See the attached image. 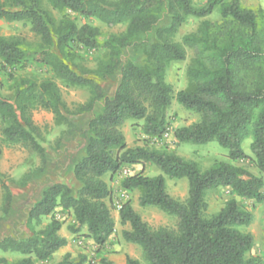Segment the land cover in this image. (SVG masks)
Here are the masks:
<instances>
[{
    "label": "trees",
    "instance_id": "16d2710c",
    "mask_svg": "<svg viewBox=\"0 0 264 264\" xmlns=\"http://www.w3.org/2000/svg\"><path fill=\"white\" fill-rule=\"evenodd\" d=\"M63 11L57 20L44 7L43 0H0V18L28 21L40 37L37 46H25L15 37L0 36V65L13 70L29 60L47 66L67 87H86L90 98L71 109L62 97L56 80L22 77L13 97L0 94V157L2 142L23 144L40 158V163L19 180L0 171L2 190L1 220H10L17 209L11 184L25 187L34 178L44 177L54 165L43 144V130L35 122L33 110L41 107L54 113L58 124H67L69 136L79 135L83 147L73 155L74 174L80 182L75 193L67 183H47L39 200L31 207L26 225L29 237L7 235L0 240L2 251L19 253L0 264H37L49 261L68 240L60 234L62 221L56 208L73 211L76 221L70 231L84 228L101 248L115 230V220L106 199L112 190L103 176L122 171L131 164H155L162 173L127 175L122 187L139 190V204L156 206L177 219L176 228H153L130 201L120 207L126 241L141 246L148 264H256L259 257L247 258L254 246V235L242 229L254 214L235 197L218 212L207 216L209 190L230 187L238 196L264 201V37L258 27L257 12L241 0H208L195 6L193 0H48ZM219 6L222 21L204 19L198 28L176 40L180 27L191 16L206 17ZM98 18L109 27L125 24L119 34L102 39L96 25H79L76 18ZM86 49L103 47L108 57L96 70H81L75 63L74 46ZM125 49H131L129 56ZM188 49L193 57L187 67L188 86L175 91L167 80L171 64L184 61ZM142 59V60H141ZM117 76L109 93L97 80ZM96 76V78H94ZM176 101L199 114V119L178 127V143L206 144L217 140L228 149L229 160L203 169L195 160L176 151L153 146H128L122 125L140 120L150 138H161L170 130L168 111ZM89 113L83 127L72 116ZM68 135L65 138L69 137ZM252 137L251 154L243 142ZM251 159L259 173L233 163ZM188 180L185 200L174 197L167 178ZM49 222L44 224V219ZM102 264L116 262L102 257ZM82 262V261H80ZM50 264H76L70 254ZM127 264H141L127 256Z\"/></svg>",
    "mask_w": 264,
    "mask_h": 264
},
{
    "label": "rangeland",
    "instance_id": "374dc122",
    "mask_svg": "<svg viewBox=\"0 0 264 264\" xmlns=\"http://www.w3.org/2000/svg\"><path fill=\"white\" fill-rule=\"evenodd\" d=\"M208 2V0H193L195 6H203ZM242 5L247 8H252L257 12L258 27L261 35L264 37V0H241ZM44 7L48 9L53 16L59 20L63 16V11L55 9L48 0H43ZM72 16L76 18L79 25L84 23H90L96 25L100 28L102 32V39L111 35L119 34L126 29L125 24H118L113 27H109L106 23L102 22L98 18H85L82 16H76L72 13ZM204 19H210L212 21H222V16L220 13L219 6L215 7L214 11L206 17H196L191 16L187 21L180 27L178 34L175 36L176 40H181L183 35L195 31L199 24ZM0 36L5 37H15L20 39L25 46H37L40 43V37L32 31L31 25L28 21H8L6 19L0 18ZM77 56L75 59L76 65L81 70L92 71L96 70L99 64L108 57V51L99 47L97 49H86L79 46H74ZM131 54V49H125L124 55L127 57ZM194 53L192 49H188L187 58L184 61L174 62L170 65L167 72V80L173 84L175 91L186 88L188 86V77L186 74L187 67L191 62ZM142 60V59H141ZM10 69H4L0 65V94L4 97L11 98L14 95L17 83L22 77H30L37 80H43L46 78H52L57 81L61 87L62 97L67 103V105L74 109L79 104L85 103L91 96V92L86 87H67L64 82L56 78L51 71V69L42 64L36 63L29 60L27 64L23 67H17L13 70V78L10 74ZM96 78V76H94ZM100 84L109 92L113 93L117 85V76H108L104 79H97ZM33 117L35 122L43 130V144L46 146L50 159L54 165L49 170V173L41 178H34L30 181L27 186L20 187L17 184H11L13 188L15 197L21 202L22 205L30 204V200H34L36 195L42 185V183H50L54 180L55 176H58V170H54L55 167H61L66 169V165L72 162V157L74 154L78 153L83 147L82 138L77 135L67 134L70 129L67 124H58L55 119V115L50 110L38 107L33 110ZM90 114H80L77 116H72L74 123L78 127H83L86 125ZM199 114L194 113L190 110L185 109L182 105L173 102L172 106L168 111V120L171 124V129L178 128L183 125H189L199 119ZM140 120H132L129 125L126 126L127 134L131 142H137L139 139L137 137L138 132H140ZM69 136L65 138V136ZM1 138V136H0ZM130 142V143H131ZM251 142L252 137H247L243 142V149L245 152L251 154ZM150 143V142H149ZM147 144V143H146ZM168 150L176 151L178 154L195 160L199 163L201 168L206 169L213 165L214 163L221 160H229L228 149L221 146L217 140L210 141L206 144L197 143H178L176 140H167L163 143ZM153 146V145H152ZM154 147V146H153ZM240 164L249 168L251 171L257 172L258 169L254 166L251 159L239 160ZM40 163V158L35 156L29 148L23 144L9 145L2 142V155L0 157V171L7 173L10 177L15 179H20L25 173L30 172L32 169L37 167ZM135 170L131 165L125 166L128 172L130 169ZM123 169V170H124ZM158 169L156 174L162 173ZM155 171L153 169H148L147 175H154ZM127 175V174H126ZM167 178V188L168 191L176 198L185 200L188 196V180L187 178L171 179ZM121 193V194H120ZM127 192H124L120 186L116 184V197L120 199V196H125ZM129 195L134 198L136 207L140 211L144 220H146L153 228L157 229L162 226L176 228L177 219L175 216L170 215L156 206L143 207L137 203L136 198L140 195L139 190H133ZM232 197L236 198V194L231 190L230 187H217L209 190L207 199L209 202V207L207 210V216H210L218 212L224 207L225 203ZM2 198V190L0 187V204ZM124 198V197H123ZM238 202L254 214V220L251 227L254 231L255 243L250 252L247 253V258L259 257L261 260L256 264H264V201L258 202L255 199L243 198L240 196ZM21 205V206H22ZM112 214L116 206L112 203L111 205ZM66 219L68 220L67 213H65ZM72 223L68 224L71 225ZM249 226H244L242 229L247 231ZM87 235L84 233H76L75 244L76 253L74 256V261L76 264H102L100 257L97 254V247L87 240ZM85 239V244L80 245L78 239ZM142 251V249H141ZM18 257L10 255V259H17ZM82 261V262H80ZM141 264H148L144 259V256L140 258Z\"/></svg>",
    "mask_w": 264,
    "mask_h": 264
},
{
    "label": "crops",
    "instance_id": "0c3cea01",
    "mask_svg": "<svg viewBox=\"0 0 264 264\" xmlns=\"http://www.w3.org/2000/svg\"><path fill=\"white\" fill-rule=\"evenodd\" d=\"M129 122H132V119L127 120L122 125V130L124 131V134L126 136L128 146H130V147L131 146H137V145H145L147 143V145H149V146L153 145L155 148L164 149V148H166L163 144L164 142H166L167 140H171V139L176 140V138L174 136V131L177 128L171 129V127H170L168 134L166 136L161 137V138H150L143 132L142 127H140V132H138L137 137L139 139L141 138L142 140H138L137 142H131V140L127 134V131H126V126L129 125ZM82 143H83V141H82ZM248 154H250V153H248ZM233 163L238 164V165H242V164H240L239 160L233 161ZM66 166L68 168V172H66V169L61 170V167H65V166H59L58 169H57V167L54 168V170L59 171L58 172L59 174H58V176L54 177L53 181H60V182H64V183L69 184L74 189V191L76 193L78 188L80 187V182L77 180V178L74 174V166H73L72 162L70 161V163H68V165H66ZM131 166H133L135 168V170H133L131 168L130 169L131 172H128L127 175L135 174V173H139V172H143V174L147 175L148 169H153L155 171L154 175H158V174H156L158 172V169H157L158 167L153 163L131 164ZM123 169H122V171L115 172V173L109 172L103 176L104 180L108 183V185L110 186V188L112 190L111 196L108 197L106 199V201L110 207H111L112 203L116 206V208L114 210L115 212H114V214H112L114 217L115 223H116L114 232L110 235V237L108 238L106 243L101 248H98L95 240L92 237L86 236L87 237L86 239L89 240L90 242H92L97 247V250H98L97 254L99 255L100 258L106 257L107 259L116 262V264H127V256L128 255L133 257V258H137L139 260L143 256V251H141L142 248L140 245H138L136 243L128 242L123 237V230H130L131 225L129 222H127L125 224L121 223L120 206L119 205H122V203H124L126 201H130L132 203L133 207L140 213V211L136 207L134 198H132L129 195V193H131V190L124 189L121 185L122 180L127 176L124 173V171L127 169H124V170ZM48 173H49V170L47 171L46 175ZM255 173L258 174L259 170ZM46 184H47V182L42 183V185H41V187H40V189L36 195V198H34V200L31 199L30 200L31 202L28 205H22L21 204V202L15 197V193H14V190L12 188L17 213L10 220H1L0 221V240L7 235H12L14 237H29L32 235V231L26 225L28 213H29L32 205L37 200H39V198L41 196L42 189ZM116 184L118 187L120 186V188L124 192H127L126 194H124L125 195V196H123L124 198L118 194L117 196H119L120 199H117V197H116ZM238 198H240V196L236 195L237 200H238ZM136 201H137V203H139V196L136 198ZM1 205H2V198H1V204H0V216L2 215ZM65 213H67V216L69 218L68 220L66 219ZM56 217L62 221V228L60 230V234L62 236H65L67 238L68 242L66 245H64L60 249H58L52 255V258L49 261H37V264H50V263L58 262V261L62 260L66 254H70L71 258H74V256H75V253H76L75 235H76V233L70 231V229L68 228V224L74 223L76 221L75 215H74L72 210L67 211V210H64L61 206H58L56 208ZM48 222H49V217L48 218L46 217L44 219L43 225H46ZM247 231L252 232V234L254 235V231H253L251 225H250V227H248ZM86 232H87V229L84 228L79 233H86ZM254 239H255V236H254ZM10 255L16 256L18 258L21 257V255L19 253L12 252V251H2L0 249V257H6L9 260H13V259H10Z\"/></svg>",
    "mask_w": 264,
    "mask_h": 264
},
{
    "label": "built area",
    "instance_id": "2783aa9c",
    "mask_svg": "<svg viewBox=\"0 0 264 264\" xmlns=\"http://www.w3.org/2000/svg\"><path fill=\"white\" fill-rule=\"evenodd\" d=\"M168 132H169V131H168ZM168 132H167V133H165V134H164V136H166V135L168 134ZM124 173H125V174H127V173H128V171H127V170H125V171H124ZM117 204H118V203H117ZM119 206L121 207V205H119ZM85 242H86V241H85V239H83V238H80V239H78V243H79L80 245H83V244H85Z\"/></svg>",
    "mask_w": 264,
    "mask_h": 264
}]
</instances>
